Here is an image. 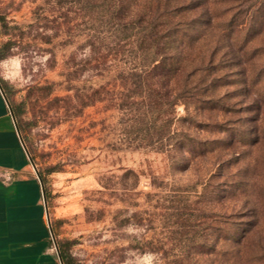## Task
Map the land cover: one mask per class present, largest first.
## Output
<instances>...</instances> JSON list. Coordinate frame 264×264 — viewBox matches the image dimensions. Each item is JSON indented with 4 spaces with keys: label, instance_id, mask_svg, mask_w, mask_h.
<instances>
[{
    "label": "rangeland",
    "instance_id": "rangeland-1",
    "mask_svg": "<svg viewBox=\"0 0 264 264\" xmlns=\"http://www.w3.org/2000/svg\"><path fill=\"white\" fill-rule=\"evenodd\" d=\"M238 3L214 4L211 27L198 10L181 15L205 21L189 67L211 60L226 82L264 71V33L242 44L240 31L231 53L227 36L220 40ZM151 5L0 0V83L20 111L15 125L47 192L52 259L41 264H231L229 243L218 244L224 254L208 253L214 232L251 220L258 224L235 264H264V106L259 115L250 105L256 94L234 96L237 81L215 90L227 92L225 112L185 105L175 100L179 75L153 84L154 119L141 71L155 54L135 33ZM176 131L228 142L184 157L171 147Z\"/></svg>",
    "mask_w": 264,
    "mask_h": 264
},
{
    "label": "trees",
    "instance_id": "trees-1",
    "mask_svg": "<svg viewBox=\"0 0 264 264\" xmlns=\"http://www.w3.org/2000/svg\"><path fill=\"white\" fill-rule=\"evenodd\" d=\"M122 2L123 0H119ZM133 1V0H132ZM237 6H240L238 12L236 11L229 18H226L222 23L224 24V32L220 35V40L227 36L229 49L227 53L234 51L235 44L238 42V35L240 31L243 32V37L240 39L242 44H247L250 37L255 38L264 33V0H238ZM228 0H188L185 3H178L176 0H152L151 10L143 16L138 18V28L135 32L137 39L141 42H148L149 47L154 51V57L148 64V68L142 72L143 78L146 79V89L151 92L149 101V107L151 108L150 115L154 117L155 105L157 100L154 92L157 90L154 83L163 81L168 83L174 80L179 75L183 76L182 85L179 92L176 95L175 100H182L185 105L193 104L199 110H216L225 112V110L231 109L225 104L227 98V92L225 94H215V90L224 86H233L232 82H235V87L231 92H234V96L256 94L258 97L253 98L250 105L254 110L258 111V114L262 112L264 106V86L261 85V81L264 76V71L259 75L257 79L250 77L249 75L242 76L241 81L234 80L226 82L228 75H224L219 70H213L210 62L201 65H191L190 61V49L196 42L202 38L200 35L199 23H204L203 19L198 16L192 17L189 21H181L180 17L188 12L198 10L203 15L207 16V27L212 26L213 20H218V17L212 15L210 9L214 4H223ZM245 20V21H244ZM245 22V28L242 27V23ZM244 26V25H243ZM206 27V28H207ZM224 37V38H223ZM214 50L212 56L216 54ZM208 60V61H209ZM183 73V74H182ZM245 74V73H243ZM145 75V76H144ZM241 77V76H240ZM143 78L141 81H143ZM237 81V83H236ZM0 87L5 95L7 101H9L5 87L0 83ZM175 100L172 103H166L169 106L175 104ZM263 100V101H262ZM176 101V102H177ZM10 110L13 117L18 115V112L10 104ZM261 118V117H260ZM155 119V117H154ZM153 121H156L154 120ZM181 121H189L193 124L194 118L182 117ZM209 126V125H205ZM215 127H223L218 132L226 133L227 127L220 124H213ZM204 129V128H203ZM202 129V130H203ZM173 143L171 147L182 156L188 154H210L214 153L217 149L222 148V145L227 143V139H212V140H200L192 135H189L185 131L173 132ZM260 139L256 140L259 142ZM39 179L42 184L45 185L42 174L38 172ZM238 188V187H237ZM45 194L46 188H44ZM251 214L249 216H253ZM244 224H235L234 222L225 223V227H217L214 232L215 240L210 251L211 255L224 254L225 251L220 248L218 244L229 243L231 245V264L236 263L237 256L241 253L242 247H244L248 233L252 228L257 226L256 220L245 221ZM59 257L63 263H65L64 251L58 245Z\"/></svg>",
    "mask_w": 264,
    "mask_h": 264
},
{
    "label": "crops",
    "instance_id": "crops-1",
    "mask_svg": "<svg viewBox=\"0 0 264 264\" xmlns=\"http://www.w3.org/2000/svg\"><path fill=\"white\" fill-rule=\"evenodd\" d=\"M39 177L0 87V264H41L51 258Z\"/></svg>",
    "mask_w": 264,
    "mask_h": 264
},
{
    "label": "water",
    "instance_id": "water-1",
    "mask_svg": "<svg viewBox=\"0 0 264 264\" xmlns=\"http://www.w3.org/2000/svg\"><path fill=\"white\" fill-rule=\"evenodd\" d=\"M39 181H40V184H41V190H42L43 200H44V204H45L44 189H43L42 182H41L40 179H39ZM45 211H46V215H47V218H48V212H47V209H46V205H45ZM58 255H59V252H58Z\"/></svg>",
    "mask_w": 264,
    "mask_h": 264
}]
</instances>
